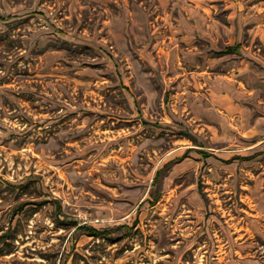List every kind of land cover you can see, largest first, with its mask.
Instances as JSON below:
<instances>
[{
  "label": "rangeland",
  "instance_id": "1",
  "mask_svg": "<svg viewBox=\"0 0 264 264\" xmlns=\"http://www.w3.org/2000/svg\"><path fill=\"white\" fill-rule=\"evenodd\" d=\"M0 264H264V0H0Z\"/></svg>",
  "mask_w": 264,
  "mask_h": 264
},
{
  "label": "trees",
  "instance_id": "2",
  "mask_svg": "<svg viewBox=\"0 0 264 264\" xmlns=\"http://www.w3.org/2000/svg\"><path fill=\"white\" fill-rule=\"evenodd\" d=\"M239 50H240L239 46L228 47V48L225 49L224 53L231 54V53H234V52H239ZM74 225H75V227H78V229L83 228L86 231H88L90 237H96L97 238V237L100 236V233L98 231H96L95 229H92V228H89V227H86V226H79L77 224H74Z\"/></svg>",
  "mask_w": 264,
  "mask_h": 264
}]
</instances>
